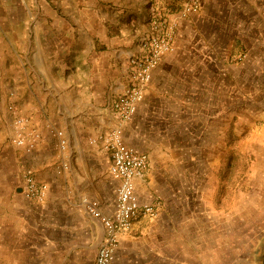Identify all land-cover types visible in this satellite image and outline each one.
Here are the masks:
<instances>
[{
	"label": "rangeland",
	"instance_id": "1",
	"mask_svg": "<svg viewBox=\"0 0 264 264\" xmlns=\"http://www.w3.org/2000/svg\"><path fill=\"white\" fill-rule=\"evenodd\" d=\"M62 1L0 0V168L5 165L4 171L13 178L15 187L20 186L27 169L45 182L39 174H51L56 168L61 173L54 181L56 198H77L74 186L64 179L70 172V154L76 145H81L91 175L97 179L86 188V196L78 200V207L73 208L78 218L72 221L79 219L82 223V200H95L105 211L110 210L114 200L117 184L105 172L108 157L99 143L89 142V138L107 131L96 133L91 127L95 121L78 115L80 131L83 125L91 126H83L82 139L76 144L69 142L56 127L59 120L53 114L48 118L51 111L41 110L36 119L31 92L24 84L20 86L22 65L17 62L23 52L17 50L24 44V31L30 34L37 20L27 9L38 4L48 10L61 6ZM147 1L146 26L140 40L148 31L152 10L158 12L156 17L162 14L174 21L190 3V0ZM198 1L196 12L178 19L176 48L169 54L171 59L163 69L165 73L158 75L152 92L143 99L130 123H126L124 140L146 153L156 172L164 167L185 168L186 173L195 169L200 215L230 214L231 233H243L245 229L249 256L251 250H258L257 264H264V189L258 188L259 178H255L259 172L264 174V0L256 1L259 14L244 0ZM97 99V105L106 111L107 101L102 96ZM78 103L82 107L80 100ZM15 116L26 118L28 131L36 130L39 134L38 144L30 152L13 145ZM47 119L52 121L49 123ZM52 130L63 133L67 142L65 153L59 150ZM7 151L16 155L2 165L1 154ZM64 163L67 168L62 166ZM184 176L187 177L186 174L181 177ZM184 184L180 181V190L188 189ZM56 219L64 220L61 213ZM88 226L93 228L90 217ZM92 254L93 249L86 248L80 254L61 255L56 264H88ZM42 257L33 253L24 255V264H47Z\"/></svg>",
	"mask_w": 264,
	"mask_h": 264
},
{
	"label": "crops",
	"instance_id": "2",
	"mask_svg": "<svg viewBox=\"0 0 264 264\" xmlns=\"http://www.w3.org/2000/svg\"><path fill=\"white\" fill-rule=\"evenodd\" d=\"M244 1L261 13L257 0ZM174 4L177 5L176 1ZM60 5L45 10L37 4L36 8L27 9L37 20L30 34L24 31V44L17 50L23 51L17 58L22 65L20 86L24 84L31 92L36 119L41 110L54 112L48 113V118L53 114L59 120L55 126L64 132L69 142L79 144L83 126L91 125H83L80 131L78 115L94 120L91 127L96 133L116 125L112 101L126 84L128 58L138 53L140 34L146 26L148 1L64 0ZM170 59L171 55L164 56L153 70L152 79L145 88V99L152 92L158 75L165 73L163 69ZM100 96L108 103L106 111L97 105ZM95 148L100 149V146ZM1 155L3 165L16 154L7 151ZM4 166L0 168V264H24L23 256L32 253L43 256L47 264H56L61 255L80 254L86 248L93 249L94 257L103 238L102 226L90 218L93 228H89V217L82 206L83 222L72 221L78 218L73 208H77L78 200L86 196V188L97 181L91 175L92 169L81 145L73 148L69 176L64 179L74 186L77 198H56L53 186L61 173L55 168L51 174H39L50 188L47 198L40 203L27 200L20 186H14ZM108 166L109 159L106 173ZM197 171L199 173V169ZM189 172L178 167H164L156 172L148 162L144 176L135 180L136 194L142 202L160 200L161 207L155 217H139L130 230L119 234L115 264L258 263V250H251L249 256L245 245L247 231L231 233L230 214L200 215L199 189L194 180L197 173L195 169ZM259 173L255 178H259L257 185L262 190L264 174ZM183 174L187 177H181ZM180 181L188 185L185 191L190 192L180 190ZM58 213L64 219L62 222L56 219Z\"/></svg>",
	"mask_w": 264,
	"mask_h": 264
},
{
	"label": "built area",
	"instance_id": "3",
	"mask_svg": "<svg viewBox=\"0 0 264 264\" xmlns=\"http://www.w3.org/2000/svg\"><path fill=\"white\" fill-rule=\"evenodd\" d=\"M198 8L199 1L190 0L174 21L164 18L161 12L160 16L156 17L158 12L152 10L148 31L138 44V53L131 55L127 60L126 84L112 102L116 125L103 135L89 138L90 143H99L106 153L109 159L108 175L117 185L108 213L103 212L95 200H82V207L87 216L97 220L103 228V238L95 256L88 264H115L119 234L130 230L139 217H155L161 207V201L158 199L142 202L137 197L135 180L144 176L148 156L125 142L123 129L124 124L133 119L142 103L153 70L164 56L174 52L178 19L196 12ZM28 123L22 116L14 117L12 142L15 147L30 152L36 148L39 134L36 130L28 131ZM52 134L58 140L59 150L65 153L67 142L63 133L60 130H52ZM62 166L67 168L65 163ZM20 189L27 200L40 203L47 197L48 185L39 181L33 171L27 169L21 176Z\"/></svg>",
	"mask_w": 264,
	"mask_h": 264
}]
</instances>
